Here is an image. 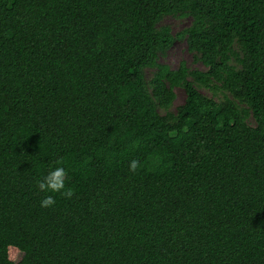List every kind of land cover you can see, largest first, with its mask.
Masks as SVG:
<instances>
[{
  "label": "trees",
  "instance_id": "1",
  "mask_svg": "<svg viewBox=\"0 0 264 264\" xmlns=\"http://www.w3.org/2000/svg\"><path fill=\"white\" fill-rule=\"evenodd\" d=\"M0 264H264V0H0Z\"/></svg>",
  "mask_w": 264,
  "mask_h": 264
},
{
  "label": "rangeland",
  "instance_id": "2",
  "mask_svg": "<svg viewBox=\"0 0 264 264\" xmlns=\"http://www.w3.org/2000/svg\"><path fill=\"white\" fill-rule=\"evenodd\" d=\"M161 23L169 26L173 34L178 33L180 30L185 28L190 23V16H176V15H166L162 18ZM180 61H184L186 65L190 68H203L202 64L198 61L193 60L191 53L187 50L185 40L183 38H176L171 46L163 54L159 55V62L168 65L171 68L177 67ZM153 69L147 68L145 71L147 79L152 75ZM201 91L208 95H212L215 99L221 98V93L212 94L211 91L204 88H200ZM175 97L170 106L171 110H174L177 105L181 104L184 100L185 93L182 88L176 87L174 89ZM161 112H163L161 110ZM252 120H250V123ZM7 254L9 259L12 261H18L21 252L13 245H10L7 249Z\"/></svg>",
  "mask_w": 264,
  "mask_h": 264
},
{
  "label": "clouds",
  "instance_id": "3",
  "mask_svg": "<svg viewBox=\"0 0 264 264\" xmlns=\"http://www.w3.org/2000/svg\"><path fill=\"white\" fill-rule=\"evenodd\" d=\"M138 167V162L136 159H132L129 161V169L131 171H135ZM67 175L66 169L62 166H57L51 168L42 179L37 181V185L40 190L51 192H59L65 189V177ZM64 195L70 196V191H65ZM55 203V200L52 195H45L40 200L41 207H48Z\"/></svg>",
  "mask_w": 264,
  "mask_h": 264
}]
</instances>
